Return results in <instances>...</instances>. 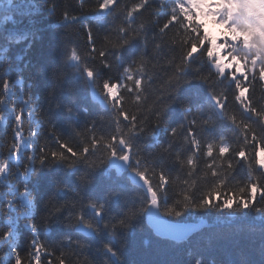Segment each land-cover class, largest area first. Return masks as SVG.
<instances>
[{"label": "snow or ice", "instance_id": "snow-or-ice-1", "mask_svg": "<svg viewBox=\"0 0 264 264\" xmlns=\"http://www.w3.org/2000/svg\"><path fill=\"white\" fill-rule=\"evenodd\" d=\"M20 3L15 15L0 16V25L7 28L16 16L30 19L40 8L55 16L68 34L67 61L86 78L93 98H103L114 130L100 133L93 122L73 145L51 127L41 143V128L32 125L38 109L22 79L15 90L7 77L0 80V124L10 137L6 156L0 146V183L7 188L0 195V264H157L124 256L149 228L144 250L184 257L159 264H264V0H78L75 13L57 0ZM89 18L97 23L81 31L75 22ZM209 21L222 26L218 37L206 35ZM4 37L0 57L26 38ZM98 67L106 78L97 79ZM65 74L64 65L52 69L53 92L64 86ZM53 165L70 170L81 188L97 181L102 166L116 168L108 177L114 184L128 172L132 186L109 190L113 214L106 204L83 202L79 192L63 203L50 197L40 214L24 181ZM240 169L245 177L231 187ZM57 185L61 191L59 178ZM65 212L62 223L76 235L54 245L42 241L39 231ZM193 214H203L201 221L216 214L229 231L178 247L200 227L185 225ZM21 223L32 233L26 251L19 247Z\"/></svg>", "mask_w": 264, "mask_h": 264}, {"label": "trees", "instance_id": "trees-1", "mask_svg": "<svg viewBox=\"0 0 264 264\" xmlns=\"http://www.w3.org/2000/svg\"><path fill=\"white\" fill-rule=\"evenodd\" d=\"M6 1V0H5ZM7 2V1H6ZM58 5L68 3L72 6L74 13L77 11L78 0H57ZM21 4L20 0H14L11 5ZM18 9V8H17ZM11 10L2 12L0 16L6 14L15 15L19 10ZM17 10V11H16ZM97 22L91 18L79 19L75 22L76 26L83 31L84 26L93 27ZM2 28L4 29L2 32ZM0 27V49L5 47L4 32L16 36L26 37L20 43H13L8 46L9 50L4 57H0V80L7 77L12 89L15 90L21 87L20 80L22 79V87L24 92L28 94L32 100L34 107L38 109L37 114L32 119V125L41 128V143H44V137L47 136V129L53 127L64 139L69 140L73 145H79L84 136H78L77 133H83L86 126L96 122L98 132L107 134L109 131L114 130V124L110 121L108 107L106 109L91 101L89 95V87L86 78L82 76L80 70L67 61L64 53V42L67 38L66 30L60 26L59 21L55 16H51L43 8L38 9L32 14L31 18H24L23 16H16L15 23H10L7 28ZM102 36L103 29H100ZM82 43V42H81ZM82 50V49H81ZM83 51V50H82ZM58 65H64L66 74L63 77L65 84L61 88H57L53 92L54 81L52 80V69ZM108 75L107 71L102 67L97 69V79H104ZM113 77L118 73L114 69L111 73ZM71 85V87H69ZM53 92V95H49ZM127 95V94H126ZM259 96V93L257 94ZM11 98V95L9 96ZM21 95L16 96V104L20 106ZM126 107L135 111V105L129 102ZM71 108L72 112L69 113L68 109ZM3 110L7 113V108L4 106ZM45 114L48 117L45 119ZM239 118V113H236ZM49 122V124H48ZM5 125L0 124V146H4L3 154L7 155V143L10 140L9 136L5 135ZM161 142L164 141V134L159 133L156 137ZM229 141L231 146L235 148V138L229 134ZM154 142V141H151ZM50 148H55V143H49ZM27 163V161H25ZM102 166L98 169L97 181L83 188L80 187L75 177L71 175L70 170H67L62 165H53L51 168L40 167L39 171L30 174L24 183H26L29 192L34 198V207L40 214L44 212V204L50 197H55L53 203L70 201L76 199L74 193L79 192L83 202L88 200L95 201L96 203L106 204L109 214L117 211L115 201L108 202V193L110 189H115L117 184L127 185L129 188L132 186L126 181L117 179V182L112 183L104 174ZM175 173L173 176L175 177ZM245 177V170L240 169L237 171L236 179L230 185L235 187L237 183ZM60 179L61 191H57V179ZM114 178V177H113ZM200 186L204 185V178L199 180ZM6 186V185H4ZM182 181L177 187H182ZM74 190V191H73ZM7 188L4 190V193ZM91 210H85L84 215L90 216ZM63 213L59 221L51 224L47 230L41 229L39 236L42 241L54 245L59 241L64 240L66 237H74L76 235L75 229L65 226L63 221ZM203 214H193V219H186L184 222H198L200 216ZM216 214L211 217H205L203 221L208 224L203 227L199 232L189 238L188 243L180 242L178 247H188L189 244H196L202 242L201 237L210 233L228 232L229 227L223 222H218L215 219ZM255 213H251L250 219L255 217ZM233 224V230L235 225ZM21 237L19 247L21 250L26 251L28 243L31 239L32 233L29 229L25 228L21 223ZM151 231L146 229L143 234L138 233L136 247H130L124 252L127 259L133 260H149L159 264V262L169 259H182L184 258L178 251H165L162 249L153 248L151 250H144L142 240L150 238Z\"/></svg>", "mask_w": 264, "mask_h": 264}, {"label": "rangeland", "instance_id": "rangeland-1", "mask_svg": "<svg viewBox=\"0 0 264 264\" xmlns=\"http://www.w3.org/2000/svg\"><path fill=\"white\" fill-rule=\"evenodd\" d=\"M7 1V2H6ZM0 0V10H2V12H4V11H8V9H13V10H15V9H17V10H20L21 8H22V5L21 4H18V5H11V4H9L8 3V0ZM16 10V11H17ZM5 16H8V14H6ZM0 27L2 28V27H4V26H2V25H0ZM3 29V28H2ZM26 131H27V124H26ZM7 153V152H6ZM114 164H116V163H118V162H113ZM5 184H2V183H0V195H2V194H4V190L6 189V186H4Z\"/></svg>", "mask_w": 264, "mask_h": 264}, {"label": "clouds", "instance_id": "clouds-1", "mask_svg": "<svg viewBox=\"0 0 264 264\" xmlns=\"http://www.w3.org/2000/svg\"><path fill=\"white\" fill-rule=\"evenodd\" d=\"M206 35H209L210 36V34H209V31H207V33H206ZM210 37H212V36H210ZM213 49L210 47L209 48V51H212ZM239 67V66H238ZM74 191V190H73ZM75 194V193H74Z\"/></svg>", "mask_w": 264, "mask_h": 264}, {"label": "water", "instance_id": "water-1", "mask_svg": "<svg viewBox=\"0 0 264 264\" xmlns=\"http://www.w3.org/2000/svg\"><path fill=\"white\" fill-rule=\"evenodd\" d=\"M146 221H147V219H146Z\"/></svg>", "mask_w": 264, "mask_h": 264}]
</instances>
